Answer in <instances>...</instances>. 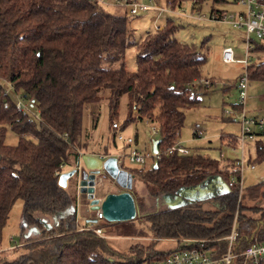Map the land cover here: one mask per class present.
<instances>
[{"label":"trees","instance_id":"obj_1","mask_svg":"<svg viewBox=\"0 0 264 264\" xmlns=\"http://www.w3.org/2000/svg\"><path fill=\"white\" fill-rule=\"evenodd\" d=\"M184 1L163 3L174 9ZM191 1L200 4L202 0ZM125 13L107 12L95 0H0V241L8 212L19 198V235L24 249L14 258L0 251V264H140L163 259L171 250L155 246L167 238L206 239L204 247L221 253L226 246L223 238L233 223L238 235L232 264H252L237 252L264 238V182L248 192L251 197L261 196V204L253 209L257 216H234L240 178L235 159L165 152L178 138L184 109L200 100L202 86L188 84L201 77L205 57L194 44L174 37L177 25L168 16L159 30L146 31L136 41ZM211 15L220 20L223 14L212 10ZM249 43L246 53H264L262 41L251 38ZM131 47H135L134 70L127 68L126 53ZM245 68L248 80L264 81V59H247ZM16 93L28 103V110L16 109ZM123 94L128 101L120 127L145 118L156 124L159 138L156 164L126 171L133 181L137 178L143 183L142 195L174 202L183 193L184 202L181 206L163 204L140 215L153 239L118 251L102 232L96 234L102 224L94 219L89 220L92 229H75V183L72 196L57 179L64 166L73 167L78 155L87 153L90 129L82 133L85 108L105 100L113 137ZM235 108L238 112L239 105ZM97 115L91 114L92 130ZM7 128L17 136L14 145L5 142ZM225 143L234 147L237 141L226 137ZM254 150L248 162L264 160L263 140L255 142ZM212 177L223 189L214 183L213 193L205 198L185 197L184 192L201 193ZM232 177L235 182L227 186ZM111 183L112 192L123 190ZM130 193L136 206L143 203L133 186ZM206 199L216 203L214 209L201 208ZM238 209H243L241 204Z\"/></svg>","mask_w":264,"mask_h":264},{"label":"rangeland","instance_id":"obj_2","mask_svg":"<svg viewBox=\"0 0 264 264\" xmlns=\"http://www.w3.org/2000/svg\"><path fill=\"white\" fill-rule=\"evenodd\" d=\"M113 1L107 0L108 3L102 4L101 6L105 11L110 13H123L125 8L115 7L112 4ZM154 1H158L161 6H164V0ZM146 2H149V0H146ZM212 10L220 11L222 14H235L236 12L243 11L244 6L234 3L233 0H202L200 4H194L191 0H186L179 7L174 8V13L161 14L162 16H159L158 23L163 24L162 21L166 16L173 18L174 23L177 25L173 34L174 37L182 43H191L196 46L197 50L205 57V62L201 66V75L209 79V85L211 81L214 83L206 93H202L200 89V101L196 105L184 109V120L177 141L186 147L190 153H197L216 160L219 159L220 161L223 160L222 157L229 159L239 157L241 130L240 123L238 122V112L235 108L239 102L235 85L238 76L243 70V66L240 63L222 62L220 58L221 50L223 47L230 46L235 58H243L245 56L249 61L254 60L257 56L263 60L264 53L262 51L254 52L250 50L245 55L243 28L232 27L228 22L210 18L209 16ZM197 13L202 15L203 19H197L195 17ZM125 14L128 17L129 26L134 30V38L136 41L146 31L152 30L154 11L150 10L146 14L138 16H132L128 13ZM189 14L193 16L191 17ZM262 42L264 44V40ZM134 53L135 47L127 50L126 60L128 69H134L135 67L133 63ZM202 79L205 78L202 77ZM0 83H2L1 80ZM127 101L128 95H121L113 137L107 126V107L105 100H101L97 104L88 105L85 108L82 117V133L85 135V130L88 131L90 129V144L87 153L102 157L104 148L106 154L110 155L125 154L131 148L138 149L142 153L150 152V142L152 139H156L157 135L156 133H151V128H156L154 122L145 120L144 118L142 120H135L123 128L120 127L127 112ZM243 107L247 118L264 117V81L257 79L248 80ZM30 112L34 114L35 109L31 107ZM96 112H98L97 126L92 130L90 128L91 114ZM136 114V111L133 110L132 115L135 117L137 116ZM250 129L253 132L252 136L250 138H244L243 142L244 163L242 164L240 172V180L243 187L237 197V203L241 204L243 209L239 211L238 204L234 216H236V213L237 215L238 213H244L256 217L257 214L253 212V209L259 207L262 201L260 194L257 197L256 195L251 197L248 192L253 186L264 182V160L247 162V159L254 157L255 142L258 140L264 141V135L253 124L250 125ZM195 132L197 133L196 135L193 134ZM226 137H229V140L237 141V144L235 143L236 146L232 147L227 145L225 143ZM16 140V134L7 128L5 142L9 145H14ZM122 159L123 164H126L132 170L146 168L152 164L151 158H148L144 164H130L126 161V157ZM250 163H253L255 167L250 169L248 166ZM68 167L64 166L63 171ZM71 168L69 167V169ZM99 175L103 180V186L97 187V194L101 193L102 195L99 197H103L106 193L113 191V186H110L113 180L103 171ZM74 177H69L65 186V189L72 196L74 193ZM143 186L141 181L137 178L134 179L133 188L139 196L144 198L143 203L136 206L139 214L134 219L119 221L117 223L108 222L104 219L97 220V223L102 224V234L107 239L108 244L118 251H125L132 243L145 245L153 239L147 228V222L142 220L140 215L148 210H155V208L157 209V207L163 204L166 206H181V203L184 202L182 199L184 198L182 196L183 193H180L179 198L174 202H170L169 200L156 202V198L142 195ZM202 188L201 193L199 191H193L191 193L184 192L185 197L189 196L195 199L205 198L213 193L214 183L209 180L205 182ZM262 190H264V187ZM213 204L212 200L206 199L200 206L203 209H214ZM21 208L22 200L19 198L15 199L1 231L0 251L7 253V256L10 258H14L24 252L23 246L20 245L21 238L19 235ZM76 211L75 229L77 226L88 225L90 223L89 220L94 219L95 210L90 209L88 202L84 198L80 197L78 199ZM206 241V239H180L176 241L175 239L167 238L158 240L155 247L169 251L176 247L184 246L185 243L190 244L192 242L196 244L197 242H202L204 244ZM1 252L0 256L3 255Z\"/></svg>","mask_w":264,"mask_h":264},{"label":"built area","instance_id":"obj_3","mask_svg":"<svg viewBox=\"0 0 264 264\" xmlns=\"http://www.w3.org/2000/svg\"><path fill=\"white\" fill-rule=\"evenodd\" d=\"M98 3L107 4V0H95ZM236 4H242L244 6L243 11L236 12L235 14H223L221 16V21L228 22L232 27H242L244 31V41H245V55L248 50L250 44V39L256 40H264V1L259 0H233ZM114 6L124 7V11L132 16H138L141 14H146L148 11H154V16L152 17L153 26L152 31L159 30L162 27L161 23H158V18L163 13H174V9L164 5L161 6L157 4L154 0H114L112 2ZM111 4V5H112ZM162 16V15H161ZM189 16H193L189 14ZM197 19H202L203 16L200 14H196ZM215 17L211 15V18ZM220 58L224 63H235L240 62L243 64V73L239 77L236 82V89L238 92V122L240 123L241 135L239 138V148L240 152H238L239 157L235 158V169L241 172L242 164L244 163L243 159V142L244 138H250L253 132L250 129V125H255L259 132L264 135V117L259 118H247L243 109L244 100L246 97V87L248 82V75L246 73V64L247 57L236 59L234 57V52L230 46L223 47L220 53ZM209 79L198 78L189 83L188 85L191 88H198L199 86H207L209 85ZM207 84V85H206ZM14 105L17 110H28L27 102L22 101L21 96L17 94L15 96ZM136 111V110H135ZM157 129L155 127L151 128V133L155 134ZM197 134V133H196ZM151 146V145H150ZM170 154L172 152H177L179 154H188L189 150L182 146L177 140L176 142L168 147L165 151ZM80 155H78L77 162L73 166L77 171L81 168V159ZM122 154L114 155V162L118 169L126 170L124 165L121 162ZM126 161L130 164H144L148 158H151V163L154 162L155 159L159 158L158 152L153 153L151 150L149 153H142V151L138 149L131 148L125 154ZM248 162V159H247ZM249 168L252 169L253 164H248ZM234 178L232 177L228 182L227 186L232 185L234 183ZM102 178L98 175L95 176L93 188H96L98 185L102 186ZM239 191L242 190L241 180H238ZM239 194V192H238ZM96 196V195H95ZM97 197V196H96ZM103 197H97L100 202ZM78 199H80L79 194V185L76 183L75 185V205L74 210L77 217V207H78ZM94 220L97 223V220L103 219L101 211L96 209L94 211ZM82 229H92L91 225L88 226H77L76 230ZM96 234L100 235L102 232L101 229L95 230ZM238 235V229L236 231L235 223L232 224L230 232L223 239L226 241L225 250L221 253H216L214 247H204L202 242L200 243H185L184 246L177 247L170 251L163 259L158 260H144L140 264H232V261L236 254L233 253V244L236 236ZM194 244V245H193ZM237 256H241L244 261L250 260L252 264H264V238L258 242H253L242 248L237 252Z\"/></svg>","mask_w":264,"mask_h":264},{"label":"water","instance_id":"obj_4","mask_svg":"<svg viewBox=\"0 0 264 264\" xmlns=\"http://www.w3.org/2000/svg\"><path fill=\"white\" fill-rule=\"evenodd\" d=\"M159 138L151 140V150L157 152ZM81 168L77 171L71 168L67 171H62L58 175V185L66 186V181L69 177L75 176L79 185V194L81 198L87 200L91 210L99 209L102 217L108 222L126 221L138 215L135 201L130 193L133 186L132 174L123 169H118L113 157L102 159L98 156L83 153L80 155ZM155 161L153 165H155ZM103 171L110 176L113 182L117 183L123 190L120 192H108L99 202L95 196L97 191L93 188L95 176ZM101 177V176H100Z\"/></svg>","mask_w":264,"mask_h":264},{"label":"crops","instance_id":"obj_5","mask_svg":"<svg viewBox=\"0 0 264 264\" xmlns=\"http://www.w3.org/2000/svg\"><path fill=\"white\" fill-rule=\"evenodd\" d=\"M157 4H160L158 1L156 2ZM115 7H117V6H115ZM167 17V16H166ZM165 18V17H164ZM203 19V18H202ZM164 21V20H163ZM162 21V22H163ZM152 31V30H151ZM134 69H135V67H134ZM134 69H128V70H134ZM203 78H205L206 79V77L204 76V75H201ZM201 77V78H202ZM211 81V80H210ZM212 84H214L212 81H211V84L210 85H207V86H203L202 85V88H201V91H202V93H206L207 91H209L210 89H211V85ZM209 89V90H208ZM225 89V88H224ZM200 101V100H199ZM179 136V135H178ZM150 145H151V142H150ZM152 151V150H151ZM83 154V153H82ZM126 154V153H125ZM125 154H122V157H121V162H122V164H123V157H125ZM95 155V154H94ZM110 154H102L101 156L102 157H100V158H102V159H105V157L106 156H109ZM114 155H120V154H113V155H110L109 157H114ZM223 156H225V155H223ZM99 157V156H98ZM107 158V157H106ZM223 159L224 158H227V157H222ZM251 158V157H250ZM235 159V158H234ZM221 162H223V161H221ZM124 165V164H123ZM124 167H125V169H127V170H130L131 168H129V167H127V165L125 164L124 165ZM255 166H253L252 168H254ZM71 168V167H70ZM73 168V167H72ZM69 169V167L65 170V171H67ZM209 180H211L213 183H215L219 188H222L223 189V186L221 185V183L219 182V180L217 179V178H209L207 181H209ZM74 183H75V185H76V179L74 178ZM102 183H103V180H102ZM99 186V185H98ZM97 186V187H98ZM102 186H103V184H102ZM97 187H96V191H97ZM225 189V188H224ZM156 198V202H159V201H161L160 199H159V197H155ZM214 205V207L216 206V203H214L213 204ZM157 208H159V207H157ZM156 209V208H155ZM139 212V211H138ZM139 214V213H138ZM76 215V214H75ZM88 225H90V224H88ZM88 225H83V226H88ZM159 240H162V239H159ZM11 242H13L12 240H10ZM21 244V243H20ZM175 249H177V247L175 248ZM174 250V249H173ZM172 251V250H171Z\"/></svg>","mask_w":264,"mask_h":264}]
</instances>
